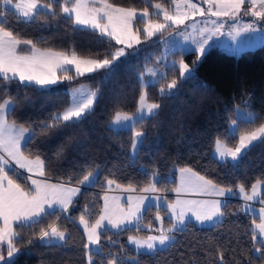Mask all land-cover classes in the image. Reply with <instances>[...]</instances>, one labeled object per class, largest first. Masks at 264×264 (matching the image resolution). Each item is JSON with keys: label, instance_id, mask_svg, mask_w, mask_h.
Returning a JSON list of instances; mask_svg holds the SVG:
<instances>
[{"label": "trees", "instance_id": "16d2710c", "mask_svg": "<svg viewBox=\"0 0 264 264\" xmlns=\"http://www.w3.org/2000/svg\"><path fill=\"white\" fill-rule=\"evenodd\" d=\"M115 6L150 8L151 2L169 5L171 0H108ZM56 17L38 16L30 24L16 21L11 14L6 17L8 27L24 39L37 41L41 49L71 53L73 50L82 58L103 59L113 52L116 44L89 28L77 27L73 22L60 18L59 7ZM159 42L140 51L132 58L118 64L115 71L106 77L108 70L102 69L86 78L75 77L71 84L85 81L98 97L93 110L76 122H61L56 127L45 129L50 117L69 104L66 89L55 87L42 89L37 86L20 87L18 81L6 85L15 99V111L9 122L30 126L34 137L24 144L25 155L34 158L39 154L45 161L46 175L53 182L66 183L72 177L71 185L88 171L98 169V179L90 187L81 188L69 206L67 213H57L56 221L61 230H66L67 239L56 243H45L39 239L42 228L56 220L46 216L42 223L20 229L16 242L18 254L13 264H87L83 245L87 243L79 217L88 206L86 219L94 223L102 208V197L108 191L106 178L115 179L125 190L129 185L136 193L155 183L154 193L166 195L176 186V177L181 167H189L198 175L212 180L214 184L235 190L245 184L247 189L257 180H264V142L256 141L249 146L235 162L221 161L214 157L217 138L228 146L235 147L239 137L254 130L264 122V44L244 50L238 55L228 54L218 47L209 48L196 62L194 53L171 55L182 59L193 69L190 79H180L177 71H167L166 79L146 89L149 102L159 104L155 115L147 116L137 126L143 131V144L135 157L130 156L132 132L126 129L114 130L109 123L117 111L132 114L136 109L141 91L139 73L144 69L147 55H157ZM110 58V57H108ZM177 59V58H176ZM196 62V63H194ZM177 79L176 87L160 95V87L166 81ZM245 106L261 119L253 124L240 123L235 137L225 140L226 131L232 119H237L233 110ZM157 172L155 179L151 174ZM11 175V174H10ZM18 183L27 188V183L18 175ZM113 190H117L115 184ZM153 193V192H148ZM264 194V190L262 192ZM222 208L225 215L211 225L200 227L187 222L182 231L171 233L175 239L165 248L153 252L137 253L126 242L129 235L146 236L149 230L131 227L130 231L102 230L100 246L103 251L93 256L95 264H108L115 254L123 264H219L218 249L224 250L225 264H264L255 252L251 228L257 217L244 212L240 201H226ZM264 205V204H262ZM161 210L165 223L168 219ZM64 214V215H63ZM156 207L144 212L143 223L153 220ZM155 225V223H154ZM32 240L29 244L28 241Z\"/></svg>", "mask_w": 264, "mask_h": 264}, {"label": "snow or ice", "instance_id": "6c2138e0", "mask_svg": "<svg viewBox=\"0 0 264 264\" xmlns=\"http://www.w3.org/2000/svg\"><path fill=\"white\" fill-rule=\"evenodd\" d=\"M175 5L174 14L165 8L161 3L152 4L151 7L157 12L151 15L163 16V22H153L150 13L145 8L141 13H137L134 7H118L109 3L108 0H100V6H96V0H0V264H13L12 258L18 252L16 242L19 240V233L15 231V227L25 229L40 224L46 216H56V220L48 224L46 228H42L39 239L42 242L51 243L52 238L57 241H65L67 239L66 230H61L56 221L60 219L57 213H67L69 206L73 205L74 197L81 191L79 187H71L72 177L68 178L67 184L48 183L46 180L35 179L32 176L44 177L45 161L41 159L39 154L31 158V154L25 155L23 150L24 144L34 137L33 129L23 124H17L16 120L9 122L8 117L15 111V99L10 95V90L6 88L7 84L14 81L19 82L20 87L39 86L45 88L57 84L60 77L57 73H68L74 67L75 76L82 77L86 73H94L98 70H108L106 77L110 76L116 68L114 61L125 55V48H116L114 52L108 53L103 59L100 58H82L77 55L75 50L68 54L64 51H56L51 48L41 49L37 47V41L32 39H24L14 29L8 27L6 17L11 14L12 17L23 24L32 23L38 16L56 17V7L60 9V18L69 19L73 22L74 30L77 27L91 28L98 31L102 36H108L115 41L116 45H125L131 48L133 44L140 43V30H133V21L144 23L143 35L152 37L170 26L183 25L188 19V12L182 10L186 5L187 9L205 15V10L198 8L192 0H171ZM208 5L207 13L215 17H229L235 19L239 14L243 13L254 18L253 23L245 24L242 28L237 29L232 26V32L239 35L244 32H264V25L257 29L255 21H264V0H203ZM170 22V23H169ZM216 27L213 31L219 32L224 27L223 24H217L211 21ZM187 27V26H186ZM208 29H200L201 36ZM187 38V37H186ZM235 37H233L234 39ZM197 45L194 51L197 55L198 62L201 56L206 53L205 45L208 44L207 39L195 41ZM21 46L29 49L24 52ZM238 51V49L233 50ZM110 57V58H108ZM162 58H157V63ZM194 62V63H196ZM166 71L160 72L156 67H145L141 71L138 81L141 91L137 100L136 112L130 114L124 111H117L112 118V126L115 129H126L132 132V150L133 155L136 154L140 145L143 144V137L146 135L143 131L137 130V126L141 124L146 116L155 115L159 104L149 102L146 89L153 87L156 83L166 79L167 71L173 73L177 71V63L165 65ZM178 73L180 79H190L193 75V69L183 59L178 62ZM75 77L65 75L63 79L72 80ZM177 79H172L166 85L160 87V95H164L166 91H170L176 87ZM72 99L69 106L62 112L54 113L50 117V122L44 125L45 129L56 127L61 122H76L89 114L98 97V90H86L81 85L80 89H74L71 93ZM233 114L237 119H232L228 130L226 131L225 140L235 137L236 129L240 123L253 124L261 119L254 112L242 111L240 106L233 110ZM254 141L264 142V122L260 123L254 130L246 131L239 137L238 144L233 148L228 146L224 141L217 138L215 141V151L223 160L231 157L236 161L243 150L247 149ZM10 161H14L19 169H24L32 174L27 177L31 181V188H26L17 180L19 176L15 169L10 165ZM11 173V175H10ZM180 178L179 184L173 189L177 194V199L169 201L166 204L167 211L164 213L168 216V226L164 227V218L161 215L163 205H156L155 222L160 223L161 227L154 228L153 220L149 219L146 224L143 223L144 212L152 208L151 200L147 197H128L127 210L119 204L112 205L111 201L117 198H111L107 195L103 197L104 206L101 214L95 223H90L86 219L88 214V206L85 205L84 211L79 217V223L83 225L84 235L87 237V243L83 245L87 264H95L93 259L103 251L100 246L101 233L98 231L107 228L103 224H107L118 231H130L131 227L137 230L141 226L146 227L149 232L156 231L159 235H146L144 237L130 235L128 243L134 244L136 249L152 252L157 245L164 246L167 242L175 239L171 233L182 231L187 227V222L191 218H195L197 222H213L214 218H222L225 212L222 208H226V202L220 200H187L180 199L179 196L187 192H197L201 194L213 196H232L236 193L231 188L220 187L213 183L212 180L206 179L204 176L198 175L189 167L179 168ZM157 172L151 174L155 179ZM98 179V169L88 171L83 179L78 183L81 185L94 184ZM107 185L111 187L113 184L117 188L121 185L115 179L106 178ZM264 180H257L251 185V189H247L245 184L238 185V191L242 199L247 201L258 200L264 204V194L261 193ZM126 191H135L136 189L129 185ZM140 191L157 192L167 191V189H158L155 183H149L148 186L140 189ZM155 200H162L163 197H155ZM246 212L253 211L250 206L245 203L242 206ZM170 214V215H169ZM190 214V215H189ZM256 219L253 220L252 241L255 252L260 258H264V207L259 209ZM45 238H48L45 240ZM29 244L32 240L28 241ZM7 246V257L5 260L3 253L4 245ZM96 245V248L92 246ZM219 264H225L224 250L218 249ZM108 264H123L122 260H118L115 254L108 260ZM237 264H240L237 261Z\"/></svg>", "mask_w": 264, "mask_h": 264}, {"label": "rangeland", "instance_id": "374dc122", "mask_svg": "<svg viewBox=\"0 0 264 264\" xmlns=\"http://www.w3.org/2000/svg\"><path fill=\"white\" fill-rule=\"evenodd\" d=\"M192 2L195 3L198 8L204 9L205 10V15L202 16L198 12H195V11H193L191 9H187V6L185 5L182 10L188 12V19L185 20L183 25H179L178 27L174 26V25L170 26V27H167L164 30H162L161 32L156 33L152 37H146V36H144L142 34L143 33V28H144V23H142L140 21H133V30L135 31V30L138 29L141 32L140 43L139 44H133V46L131 48H127L125 45H116V47L114 48L113 52L116 50V48H125V55L119 57L117 61H114L113 62L114 65L117 66L118 64H120V63H122V62H124V61H126V60H128L130 58H132L133 56L137 55L140 51L149 48L151 45L155 44L156 42H159L158 54L154 55L152 57H151V55H147L146 56V60H148L150 62L144 63V68L146 66L147 67H156V68L159 69L160 72L166 71L165 65L166 64H171L173 62H176L177 63V67H178V62L182 59V57H180L178 59V56H176L177 59L174 58L171 55V53H173V52H179L180 54L181 53L182 54L194 53L196 55L195 57H196V60H197V55H199V53L194 52V51H190L191 49H195L197 47V45L195 43H193V40L202 41L203 39H207L208 40V44L205 45L206 51L209 48L215 46V47H218L219 49H221L222 51H224V52H226L228 54H233V55H238L241 52H243L244 50L254 49V48L264 44V32H261L259 30L256 31V32H244V31H241L239 33V35H236L235 32H232V35H229V32L232 31V26L233 25H235V27L237 29H240L245 24L253 23L254 22V18L253 17L248 16V15H244L243 13L239 14L235 19L229 18V17L210 16L207 13L208 5L203 3V0H192ZM155 3H158V2H151L150 6L152 4H155ZM96 6H100V0H96ZM163 6L165 8H167V9H169L170 11H172L173 14H174L175 5H173L172 2H170L169 5H163ZM118 7H120V6H118ZM144 9L145 8L136 9V10H137V13L139 14ZM147 9H148V11L150 13L149 19H151L153 22H163V16L162 15H160V16L151 15L152 13L157 12L156 9H154L152 7L147 8ZM211 21H216L217 24H223L224 27L221 28L219 32L213 33L212 30L215 29L216 25L211 23ZM255 23H256L257 29H260L261 26L264 25V21H255ZM89 29H91V28H89ZM200 29H208L209 31L205 32L204 35L201 36ZM96 32H98V31H96ZM233 37H235V38L233 39ZM108 38H110V37H108ZM112 41L115 43L114 40H112ZM236 49H238V51H233V50H236ZM158 57L162 58L159 63H157V58ZM67 67L72 68V71H73V73L75 75L74 67H72V66H67ZM140 73L138 75H140ZM93 74L94 73H86L85 76H82L81 78H86V77H89L90 75H93ZM68 81L69 80L63 79V77H62L61 79L58 80L57 84H61L62 86H60V87L66 89V91L68 92L69 88L71 87L70 85L72 83L71 81H69V82ZM167 83H170V82L166 81L165 85ZM81 85L85 86L86 90H92L85 81L81 80V82L79 83V86H77L76 88H71L72 89L71 91L69 90L70 92L68 94L70 95V101L72 99V95H71L72 91L74 89H80ZM37 87H39V86H37ZM39 88H41V87H39ZM45 88H47V87H45ZM45 88H42V89H45ZM67 107H65V108H67ZM136 107H137V104H136ZM240 108L242 109V111H248L245 106H240ZM64 109L59 110L56 113L62 112ZM135 112H136V109H135V111L132 114H134ZM109 127L114 129V130H118V129H115L112 126V120L109 123ZM22 142H24V141H22ZM254 142H256V141H254ZM245 150H243V152ZM135 155H133V150H132V145H131L130 156L133 159L135 157ZM213 155H214L215 158H217L218 160H221V161L227 160V161H230V162H235V161H233L231 159V157H227V158L222 160L218 156V154L216 153L215 147H214ZM239 157H238V159H239ZM9 163H10L11 167L16 170L17 174L21 175L23 177V179L26 181L27 188H31V181L29 179H27V177L32 175V174L28 173L24 169H19L16 166L14 161H10ZM32 178L45 180V178H43V177H38V176H34V175L32 176ZM48 183H52V182H48ZM52 184H58V183H52ZM91 185H88L87 187H90ZM72 186L73 187H79L80 189L81 188L82 189L83 188H87L85 185H81V184L72 185ZM113 188H114V186H111V187L108 186L109 190L106 191V193L109 192V191L122 190L120 188H117V190L116 189L113 190ZM250 189H251V187H250ZM263 190H264V186H262L261 193L263 192ZM124 191H126V190H124ZM233 191H235L237 198L242 203L245 202L242 199V197L240 196V194H239L238 187L235 190H233ZM131 192H134V191H131ZM134 193H136V192H134ZM170 193H171V195H173L172 191L169 192L168 194H170ZM146 194H148V193H146ZM247 202H251V204L254 205V204L258 203V200L247 201ZM57 210H59V209H57ZM163 213H165V211ZM154 223H155L154 228L161 227L160 223L155 222V218H154ZM163 226L164 227L168 226V224L165 223V220H164V225ZM140 228L147 229L146 227H143V226H141ZM149 234H151V235H159V233L156 232V231H154L153 233H149ZM170 235H172V234H170ZM133 236H137V235H133ZM128 237L126 238L127 244L132 249H134L137 253L149 252V251L144 250V249H141V250L138 251L134 244H129L128 243ZM140 237H144V236H140ZM47 239L48 238H45V240H47ZM56 242H59V241H57L55 238H52V242L51 243H56ZM170 242H167L164 246L157 245L156 249L165 248ZM45 243H47V242H45ZM92 247L96 248L97 246L93 245ZM2 254L4 256H7V246H6V244L4 245V249H3V253Z\"/></svg>", "mask_w": 264, "mask_h": 264}, {"label": "crops", "instance_id": "0c3cea01", "mask_svg": "<svg viewBox=\"0 0 264 264\" xmlns=\"http://www.w3.org/2000/svg\"><path fill=\"white\" fill-rule=\"evenodd\" d=\"M21 47H22V49H23L24 52H28V51H29V49H28L27 47H25V46H21ZM68 54H71V53H68ZM72 72H73V71H72ZM73 74H74V73H73ZM57 75H58V77H60V79H61V78L64 77L65 75H70V74H68V73H61V72H58ZM70 76H71V75H70ZM69 81H71V80H69ZM69 81H68V82H69ZM80 82H81V81H80ZM80 82H78V83H76V84H74V85L71 84V85H70L71 87L69 88V90L71 91V90H72L71 88H76L77 86H79V83H80ZM58 86L60 87V86H62V85H61V84H55V85L48 86V87L45 88V89H51V88H55V87H58ZM69 90H68V93L70 92ZM69 103H70V95H69ZM68 105H69V104H68ZM179 178H180V173L178 172V173H177V177H176V185L179 184ZM45 180H46L47 182L60 183V182H53V181H50V180H48V179H45ZM69 186L73 187L72 185H69ZM85 186L87 187L88 185H85ZM83 187H84V186H83ZM175 187H176V186H175ZM233 192L235 193V191H233ZM172 193H173V195H171V193H170V199H169V200H167V199H166V195H163V194H157V193H148V194H146V193H134V192L124 191V190L109 191V192L105 193V194L103 195V197H104L105 195H107V196H109V197H111V198H117V199L111 201L112 205L115 206L116 204H119L121 207H123V208H125V210H127V206H128L127 202H128V197H129V196H131V197H141V196H144V197H147V198H149V199L151 200V203H152L153 207H156L157 204H161V205H163V208L165 209L164 211L166 212V211H167V209H166V204H167V202H169V201H174L175 199H177V194H176L174 191H172ZM75 197H76V196H75ZM75 197H74V198H75ZM103 197H102V208H103V206H104V200H103ZM155 197H163V199L157 201V200L154 199ZM74 198H73V199H74ZM179 198H180V199H187V200H208V201H211V200H220V201H222V202H226V201L233 200V199H236V200L240 201V200L237 198L236 194H235V195H232V196H224V197H220V196H213V195L201 194V193H197V192H187V193H183V194H181V195L179 196ZM240 202H241V201H240ZM245 203H247V204L250 206V208L254 210V212H253V211H248V213H250V214H252V215H254V216H256V214H258L259 209H260L261 207H264V205H262V204L259 203V202L256 203V204H254V205L251 204V202H243V203L241 202L242 206H243ZM102 208H101V209H102ZM242 209H243V208H242ZM244 212H246V211L244 210ZM100 214H101V211H100L99 215L97 216L96 220L99 218ZM169 215H170V214H169ZM189 215H190V214H189ZM166 218L168 219V216H166ZM221 219H222V218H214L215 223L219 222ZM257 219H258V218H257ZM96 220H95V221H96ZM188 222H192V223H194L195 225L200 226V227L211 226V225L215 224V223H213V222H207V221L204 222V223H200V222H197V221L195 220L194 217L191 218ZM94 223H95V222H94ZM257 223H259V219H258ZM103 224L105 225V227L107 228V230H110V231H118L117 229H113V228H111V226L107 224V221H104ZM253 226H254V225H253ZM81 228H82V231L84 232L83 225L81 226ZM102 230H104V228H102V229H100V230H98V231L100 232V231H102ZM86 240H87V237H86ZM16 254H18V252H17ZM16 254H14V256H15ZM4 257H5V260L8 259L7 256H4Z\"/></svg>", "mask_w": 264, "mask_h": 264}]
</instances>
